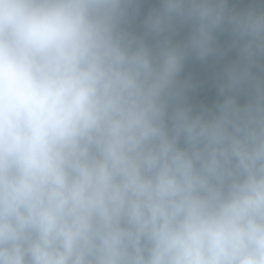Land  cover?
<instances>
[{
	"label": "clouds",
	"instance_id": "9594fccd",
	"mask_svg": "<svg viewBox=\"0 0 264 264\" xmlns=\"http://www.w3.org/2000/svg\"><path fill=\"white\" fill-rule=\"evenodd\" d=\"M0 264H264V0H0Z\"/></svg>",
	"mask_w": 264,
	"mask_h": 264
}]
</instances>
